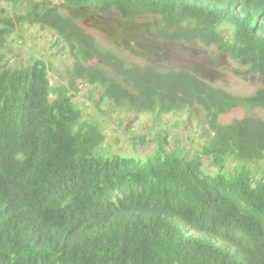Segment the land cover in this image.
Returning <instances> with one entry per match:
<instances>
[{"label": "trees", "instance_id": "obj_1", "mask_svg": "<svg viewBox=\"0 0 264 264\" xmlns=\"http://www.w3.org/2000/svg\"><path fill=\"white\" fill-rule=\"evenodd\" d=\"M51 1L0 13V264H264V119L219 121L236 107L264 111V85L236 95L188 68L136 62L83 25L90 12L154 15L160 40L215 46L264 77V0ZM25 25L66 45L55 83L46 59L13 64L1 52ZM82 84L99 91L97 110L200 108L202 142L169 148L160 134L146 157L110 152L73 100Z\"/></svg>", "mask_w": 264, "mask_h": 264}, {"label": "rangeland", "instance_id": "obj_2", "mask_svg": "<svg viewBox=\"0 0 264 264\" xmlns=\"http://www.w3.org/2000/svg\"><path fill=\"white\" fill-rule=\"evenodd\" d=\"M18 1L28 0H0V13L7 11L11 14L21 10ZM55 2L57 0L51 1ZM58 8L62 10L61 5ZM157 18L146 15L121 21L114 14L90 12L84 15L83 25L86 32L99 44L136 62L143 63L142 57L148 55L162 69L188 68L201 74L213 85L236 95L251 94L264 85L263 76L245 73L244 66L220 53L215 46H205L197 41L160 40L152 31ZM152 48L157 51H151ZM1 52L13 64L25 63L34 57L46 59L50 64L49 75L54 83L59 79V73L71 62L66 45L50 29L40 25L18 28L1 48ZM92 89L88 84L80 85L73 100L85 114L102 126L105 134L102 148H107L110 152L146 157L155 150L156 137L160 134L166 136L169 148L195 147L202 142L200 134L206 129V120L200 108L156 115L154 112H128L102 102L101 110H97L91 97H98L99 91L94 92ZM248 114L264 119V111L259 108L246 111L242 107H236L221 114L219 121L229 123ZM140 135L144 137L143 143H140ZM207 163L205 160V164ZM259 166L264 170V159Z\"/></svg>", "mask_w": 264, "mask_h": 264}]
</instances>
